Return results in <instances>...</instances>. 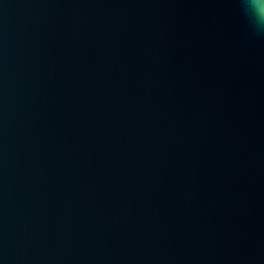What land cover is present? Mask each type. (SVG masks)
I'll return each mask as SVG.
<instances>
[{
	"label": "water",
	"instance_id": "obj_1",
	"mask_svg": "<svg viewBox=\"0 0 264 264\" xmlns=\"http://www.w3.org/2000/svg\"><path fill=\"white\" fill-rule=\"evenodd\" d=\"M239 5L0 0V264H264Z\"/></svg>",
	"mask_w": 264,
	"mask_h": 264
},
{
	"label": "clouds",
	"instance_id": "obj_2",
	"mask_svg": "<svg viewBox=\"0 0 264 264\" xmlns=\"http://www.w3.org/2000/svg\"><path fill=\"white\" fill-rule=\"evenodd\" d=\"M239 7L250 31L264 36V0H240Z\"/></svg>",
	"mask_w": 264,
	"mask_h": 264
}]
</instances>
